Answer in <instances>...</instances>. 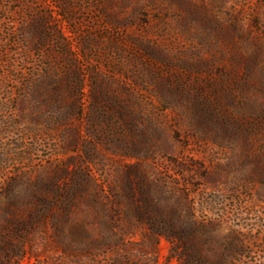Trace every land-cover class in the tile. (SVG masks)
Listing matches in <instances>:
<instances>
[{
	"label": "rangeland",
	"instance_id": "obj_1",
	"mask_svg": "<svg viewBox=\"0 0 264 264\" xmlns=\"http://www.w3.org/2000/svg\"><path fill=\"white\" fill-rule=\"evenodd\" d=\"M189 223L264 264V0H0V264H186Z\"/></svg>",
	"mask_w": 264,
	"mask_h": 264
},
{
	"label": "trees",
	"instance_id": "obj_2",
	"mask_svg": "<svg viewBox=\"0 0 264 264\" xmlns=\"http://www.w3.org/2000/svg\"><path fill=\"white\" fill-rule=\"evenodd\" d=\"M166 229L172 233L171 237L178 242L179 248L184 250V252L180 256V259L183 260L186 264H221V262H219L217 258L210 260L200 253L196 239L197 233L200 228L196 226V224L189 223L188 226H186L184 230L186 236L175 233L174 226L172 225H167ZM183 237H186V240L190 241V247H184V245L182 244L184 242Z\"/></svg>",
	"mask_w": 264,
	"mask_h": 264
}]
</instances>
